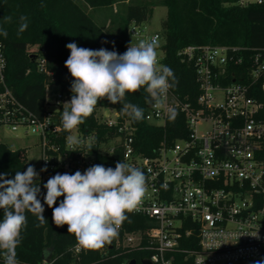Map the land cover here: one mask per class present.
Instances as JSON below:
<instances>
[{
    "label": "built area",
    "instance_id": "1",
    "mask_svg": "<svg viewBox=\"0 0 264 264\" xmlns=\"http://www.w3.org/2000/svg\"><path fill=\"white\" fill-rule=\"evenodd\" d=\"M237 4L264 5V0H238ZM153 37L157 38L156 51L163 52L162 34H147L133 22L126 50L131 43ZM28 51L38 70L46 72L43 48L30 46ZM178 55L193 67L198 96L195 102H186L170 88L164 108L147 104L145 121L149 124L165 126L168 108L183 114L185 121L182 135L173 141L165 138L151 156L138 152L136 128L112 108L98 109L95 118L114 133L100 137L97 130L77 126V139L83 143L69 147L67 137L75 129L66 131L57 116L69 95L59 91L55 109L46 100L41 115L23 104L6 83L2 41L0 127L36 137L42 201L43 185L50 177L77 170L83 173L99 164L100 157L113 168L125 162L144 172L148 191L138 210L127 213L117 238L101 248L104 255L116 248L147 252L149 257L143 260L152 264H175L176 253L184 254L192 264H255L264 260V101L260 98L264 95V46L190 45ZM157 59L161 63L164 52ZM202 124L208 129L200 133ZM45 167L47 171H41ZM63 198L57 199V206ZM183 243L195 247L182 248ZM70 250L79 260L86 249L76 244ZM133 260L127 258L121 264Z\"/></svg>",
    "mask_w": 264,
    "mask_h": 264
},
{
    "label": "trees",
    "instance_id": "2",
    "mask_svg": "<svg viewBox=\"0 0 264 264\" xmlns=\"http://www.w3.org/2000/svg\"><path fill=\"white\" fill-rule=\"evenodd\" d=\"M125 1L0 0V41L5 46L7 59L5 77L15 96L35 113L43 114L47 85H56L69 96L73 94L70 91L73 77L65 67L70 55V50L66 48L68 43L75 42L79 47L93 50L105 48L123 54L128 42L129 26L133 22L140 24L149 20L153 8L158 4L167 8L161 49L166 66L173 70L178 81L172 90L186 102H195L199 90L193 67L178 55L181 50L190 45L264 46V5L240 6L238 0H160L147 4L132 1L125 4ZM115 4H119L116 12L113 9ZM88 9L109 10L107 27L106 21L103 26L97 24ZM21 16L27 17L28 26L23 32L19 31ZM6 17H10V20L6 21ZM3 31L7 32L6 36ZM30 46L43 48L47 60L46 72L38 70L36 61L28 51ZM48 72H52L53 76L50 77ZM146 97L143 88L136 93L126 94L127 102L144 110L143 120L136 122L123 115L121 118L129 120L136 128L135 147L138 152L151 156L165 138L173 141L182 135L185 121L183 114L177 111L175 120L168 119L163 127L147 123ZM260 98L264 101V95ZM121 107V104H111L106 98L101 99L92 115L79 127L84 131L97 130L100 137L114 133L113 129L99 125L95 115L100 108H112L121 114ZM62 111L63 107L57 113L61 122ZM98 163L106 168L112 167L104 157H100ZM26 164L25 150H12L0 142V174L12 179L17 171H26ZM38 198L41 200V196ZM44 208L46 221L42 225L37 215L29 211L25 213L27 226L16 249L19 264H37L53 258L56 259L54 264H121L127 258L142 264V260L149 257L144 251L127 252L116 248L104 255L100 248L86 249L76 260L70 250L77 244L75 236L68 234L67 225L57 227L52 221V209L46 204ZM2 218L3 210L0 209ZM181 247L195 245L183 243ZM0 264H4L2 255ZM175 264H192V261L182 253H176Z\"/></svg>",
    "mask_w": 264,
    "mask_h": 264
},
{
    "label": "clouds",
    "instance_id": "3",
    "mask_svg": "<svg viewBox=\"0 0 264 264\" xmlns=\"http://www.w3.org/2000/svg\"><path fill=\"white\" fill-rule=\"evenodd\" d=\"M20 21L19 31L23 32L28 26L27 17L21 16ZM3 35L7 32L3 31ZM157 47L156 37L131 43L123 54L68 43L70 55L65 67L73 77L70 89L73 95L63 104V128L71 131L83 124L104 98L111 104H121V115L136 122L143 120L144 110L126 100V94L141 88L147 93L146 103L155 109L164 108L169 89L178 81L173 70L158 61ZM168 115L174 121L178 113L175 108H168ZM67 143L74 147L83 142L69 136ZM37 179L39 172L32 165L26 171H17L12 179L0 174V209L3 210L0 255L4 264H19L16 249L27 226L26 211L37 215L42 225L46 221L43 215L46 204L52 209L53 223L57 227L67 225V232L75 236L78 247L100 249L117 238L127 213L138 210L148 191L144 172L125 162H117L115 168L96 164L83 173L79 170L74 174L56 173L43 185L46 189L43 204L38 198L41 188L36 184ZM60 197L63 200L54 206ZM255 264H264V260Z\"/></svg>",
    "mask_w": 264,
    "mask_h": 264
},
{
    "label": "rangeland",
    "instance_id": "4",
    "mask_svg": "<svg viewBox=\"0 0 264 264\" xmlns=\"http://www.w3.org/2000/svg\"><path fill=\"white\" fill-rule=\"evenodd\" d=\"M160 0H133V3L147 4V3H158ZM125 5H123L124 7ZM104 11L105 13H100V18L98 19L93 15L94 20L97 24L103 26L106 21V16H109V10L103 9L97 12ZM96 12V11H95ZM100 19V20H99ZM167 19V8L163 5H156L153 8L152 16L149 20L140 23V29L144 30L147 34L162 33L164 28V22ZM157 56L159 58L163 57V52L158 51ZM60 89L56 85H49L46 90V100L51 105L52 109L56 107L53 105L56 95L59 93ZM208 129L207 124H202L199 126L198 130L200 133L205 132ZM73 137L77 138V130H73ZM0 142L7 145L12 150L22 149L27 152V167L32 165L37 171L39 165V147L37 146V139L34 135L29 134L28 136L22 135V130L18 132H11L8 128L0 127Z\"/></svg>",
    "mask_w": 264,
    "mask_h": 264
},
{
    "label": "crops",
    "instance_id": "5",
    "mask_svg": "<svg viewBox=\"0 0 264 264\" xmlns=\"http://www.w3.org/2000/svg\"><path fill=\"white\" fill-rule=\"evenodd\" d=\"M129 1H133V0H127V1H125V4L126 3H128ZM118 5L119 4H115L114 6H113V9H114V12H116V10H117V8H118ZM120 5H123V3H121ZM88 12L89 13H93V15L98 19V17L100 18V13H102V14H104L105 12L104 11H101V12H95V11H93L92 9H88ZM108 16V15H107ZM107 16H106V20H107ZM94 18V17H93ZM100 20V19H99ZM97 21V20H96ZM107 23H106V27H107V25H108V22L109 21H106Z\"/></svg>",
    "mask_w": 264,
    "mask_h": 264
},
{
    "label": "water",
    "instance_id": "6",
    "mask_svg": "<svg viewBox=\"0 0 264 264\" xmlns=\"http://www.w3.org/2000/svg\"><path fill=\"white\" fill-rule=\"evenodd\" d=\"M161 64L166 65V60L163 59V60L161 61ZM72 95H73V94H72ZM72 95L69 96V98H68L69 101H70ZM141 263H142V264H152V263L150 262V260H143ZM131 264H136V261L133 260V261L131 262Z\"/></svg>",
    "mask_w": 264,
    "mask_h": 264
}]
</instances>
